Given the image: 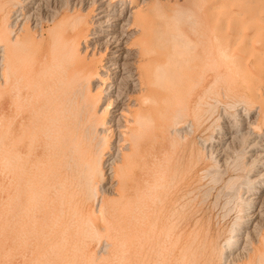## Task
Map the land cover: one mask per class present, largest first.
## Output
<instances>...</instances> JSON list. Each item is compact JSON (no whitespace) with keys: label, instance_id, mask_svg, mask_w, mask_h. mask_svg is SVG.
Returning a JSON list of instances; mask_svg holds the SVG:
<instances>
[{"label":"rangeland","instance_id":"374dc122","mask_svg":"<svg viewBox=\"0 0 264 264\" xmlns=\"http://www.w3.org/2000/svg\"><path fill=\"white\" fill-rule=\"evenodd\" d=\"M175 1H176V3L179 2L180 4L184 3L183 0H156V3H153L155 7L152 8L151 7L152 5L151 6L149 5V8L147 6L144 8L147 9L146 12H148L150 19H152V20L154 19V20L158 21V20H160L159 15H162V13L165 10L177 8L176 4L174 3ZM216 1L217 0H202V2H200L198 6L204 8L205 5L206 6L214 5V3ZM111 2H113L112 6L110 7L111 9L109 11V13H111V15H117V13H119V11L121 10L120 7L122 5H124V7H126V8H128V6L130 4L129 0H110V3ZM189 3L193 4L191 2H189ZM202 3L205 5L203 6ZM0 4H1V2H0ZM192 6L195 7V5H192ZM197 9H198V7H197ZM152 10H154V11H152ZM195 10H196V8H195ZM218 11L219 10L212 12V22L214 24H216L217 26H220V25H222L223 22H226L228 20L227 15H228L229 10H225L222 12H221V10H220V12H218ZM39 12L41 14L40 15L38 14V17L39 16L42 17L44 15L43 12H46V10L44 8L43 10H41ZM200 12H202V13H200ZM203 12L204 11H202V10H196V12H194L192 14V17H191L192 19L189 20L188 16H190V14H188L184 10H181L179 13L169 11L168 14L170 15V18L168 19V21L166 23V27H164V28L161 27L157 30L151 31L148 39L150 40L151 38L154 37V40L149 41L147 44L144 45L146 47L144 53H145V57L147 58V61H146L147 70L150 72H156V71L160 70L162 68V64L164 62V60H162V57H163L162 52H163V50L165 51V48L164 49L162 48V41L159 44L155 42V36L158 34V36H160L162 38V32H163L164 35L170 36V39L174 38L175 40L179 41V43H181L179 46V50L184 52L186 57L192 58L194 63H196V64H194L195 71H196V67H197L196 74H200L202 71L203 73H201V74L205 75V76H203L200 74L201 76L204 77L205 81L202 82L204 84L200 83L199 86L194 88V90L192 92L193 94H192L191 101L187 104H186V102L183 103V101H180L179 104L175 105V108H178V109L180 108L181 112L187 108L186 111L185 110L183 111V115H182L183 119L180 120L181 123L179 125H181V124L186 125L185 129H186L187 133H189V134L183 135V136H185L186 139H184V137L181 136L183 138H182V141L180 143L179 141L181 139L179 140L177 138L179 136L173 132V128L175 126L170 124L171 126L170 125L169 126L172 128H170V130H168L169 129V127H168L166 129L168 131L163 132L161 135L160 134L161 132H159V130H160L159 124L157 122L158 118L153 112L151 119H148V121L146 122L145 132H144L145 133V139L140 143L141 149L139 150V154L137 155V157L135 159H132L128 163L122 162L123 160H122L121 156L125 152L129 153L130 150L127 149V150L122 151L123 153L122 152L118 153L117 151H118L119 144H116L117 143V136H118L117 133L114 134V136H112L111 138H109L105 134H101L100 133V131H101V128H100L101 122L100 121L102 119L103 114L105 117V113H107L106 114V120L107 121H111V119H113V117L111 116V113L113 111L117 110L120 106H123L122 104H124L125 101L127 102V98H128L127 95L129 94V91L131 90V86L125 84L124 82L121 83L120 91H121L122 95L125 94V96L124 95L121 96L120 99H118V101L115 103V105L113 104L112 108L109 109L107 107L105 109L104 107L106 106V100H107V94L105 93L106 91H102L98 95V91H100V90L96 89V86L100 85L101 82L92 81V79H91L90 80L91 82H89V83L87 82L88 83L87 84L86 81L80 79V77L73 78V75L70 74L66 83L58 85L57 87H55L54 84L52 86L50 77L54 78V73L53 72H52V74L50 73L51 71L49 70L50 68L48 69L47 60H44L43 56L45 55L46 52L44 50L41 52L36 51V49H35L36 52L34 50H33L34 52L30 50V52L25 53L26 55H24V54L22 55V57H25V58L24 59L21 58V60L23 59V61L20 62L21 65L19 64L20 66L24 65L23 67H25V69H22L23 67L19 66V68L22 69V70L20 69V72L22 71L23 77H25L20 82V87L23 88V89L20 88V90L22 92L20 99H18L16 103H12V105H10V106L14 107V108L11 107L12 116L15 114L17 121H19L20 118L22 119V121L24 120V122L22 123V121L20 119V121H21L20 123L22 124V128L20 129L21 132H18V134H17L18 136H17V135H15V133L12 134L13 132L9 133V134L6 133L4 131V128H3V124H4L3 120L5 118V112L4 111L6 109V101H5V98L3 99V96H2V90H4V84H5V79L2 78L3 77L2 72L4 70H7V68H6L5 64L3 66L2 65L3 63L0 61L1 62L0 63V70L2 71V72L0 71L1 72L0 73V117H1V119H0V170H1L0 171V185L2 184V186H0V195H1L0 196L1 197L0 198V200H1L0 201V238H1L0 239V252H1L0 253L1 254L0 255V264H157V263L158 264H171L168 261L172 258V255H174L177 259L176 264H179V263L180 264H186L188 262L190 264H193L194 261H195L194 262L195 264H204L205 262H206L205 264H210L209 263L210 262L209 261V254H207V253H210L212 246H213V249H215V252L221 249L224 252L225 256L228 255V253H225V252H227V250L225 249V247H222L223 245L221 246V244H224V240L227 237H229V235L231 234L230 229H232L233 226H234V229H236V228H238V226L240 224L247 223L246 222L247 221L246 213L243 212L244 203H242V202L252 193L262 192V194H263V192H264V190L262 188H259L255 182L245 184V183H247V181H246L247 177L255 178L257 176V173H258V171H257L258 169L256 171H254L255 170L254 168L247 166V163H249L248 161H251L250 155H249L250 145H251L252 141H254L253 138L255 135L251 134V133L248 135L247 132H245V131L243 132V130L240 131L241 128H239L240 127L239 123L241 124V122H242L241 119H245L247 117L249 120L255 119V117L258 115V111H257L258 109L253 111L251 115L247 114L249 111L247 110L246 107H243V105H240L238 103V101H237L238 96H235L234 94H230V93L227 94L228 86H226V85L229 84V82L224 83V81H221V79L218 78L220 75L216 76L218 71H222L224 67H222L220 62L217 60V57L215 54V51H216L215 48L214 47L210 48L209 40L205 41L206 37L203 36V35H206V33H207V31H205V27L204 26L202 27V22L205 20V19L203 20V18H206V14H204ZM42 13H43V15H42ZM79 13L78 14L73 13V14H69L66 16L74 17L75 15L77 16L80 14L86 15V13H80V14ZM14 17L12 18V20L14 19ZM185 17H186V20H185ZM61 18H63V17H61ZM193 18H195V19H193ZM192 20H194L193 21L194 23L192 22ZM58 21H59V19L53 24V26H55ZM160 21H162V19ZM199 22H200V24H199L200 26L197 25ZM188 23L195 24V25H192V26H194L193 29L191 28L192 26H190L191 24H188ZM51 26L52 25H50L47 28V30L45 29L46 31H43V32H41L40 29H38L36 31L32 30L33 34H32V32L30 34L32 36H34L36 42L46 44V42L48 41V33L47 32ZM203 28H204V30H203ZM82 29L83 30L88 29L89 37L85 38L81 35L79 36L78 34H74V35H72V40H73V42L78 44L79 51L83 52L85 50V48H84L85 46L88 45L89 47H92L91 45H93V44L95 45L96 42H95V39L92 37V36H94V34H92V33L97 32V31L100 32L101 29L99 28V26H96L95 24L83 25ZM201 31H203L205 34L203 32L201 33ZM195 32H196V34H195ZM198 35L199 36L201 35L202 37L201 36L198 37ZM74 38H76V41L74 40ZM87 38H89V39H87ZM199 38H201V39H199ZM103 40H105V38H103L101 41H103ZM203 41H205V42H203ZM166 42L168 43V41H166ZM198 42H199V45H198ZM200 42H203V44L204 43L205 44L207 43V44L203 45ZM207 45L209 47H206ZM102 46L104 47L105 44L104 43L102 45L100 44L96 48L98 50L99 49L103 50L104 48ZM203 46L207 49V51ZM208 48H210L211 50ZM209 51H211V52H209ZM199 52H201V53L203 52V53L201 54ZM208 54H209V57H208ZM82 55H83V57L85 56L83 53H82ZM202 55H204V56L206 55L205 56L206 59H204V56H202ZM212 57H213V59H212ZM24 60H25V63H24ZM85 60L89 61L87 58ZM207 61H209V62H207ZM212 61L214 64H212ZM4 63H5V61H4ZM22 63H24V64L22 65ZM205 64H206V66H205ZM67 65L68 64H65L64 66L67 67ZM209 66H211V67L209 68ZM3 67H5V68H3ZM207 67H208V69H207ZM212 67H213V69H212ZM221 67H222V69H221ZM27 68H30V71H29V69L27 70ZM54 69H56V68H52V71H54ZM204 69H205L206 73L204 72ZM11 70L13 71V68ZM25 70H27V71H25ZM209 70H211V71H209ZM12 71L9 70L10 83H12V81H13L12 79H14L13 78L14 73ZM44 71H45V73H43ZM98 71H100L102 74L103 68L100 67L98 69ZM26 72H27V74H26L27 76L25 75ZM47 72H48V74H47ZM209 72H212V73H209ZM3 73L6 74V72H3ZM11 74H12V76H11ZM38 74L39 75L43 74V75H41V77L39 78V77H36V76H38ZM44 75L45 76L47 75V77L50 76V77H48L50 79H47V77L45 78ZM206 77H208V78H206ZM38 78H39V80H38ZM40 79H41V81H40ZM42 79H43V85H42ZM72 79H74V80H72ZM1 80H3V81H1ZM216 80H217V82H216ZM79 81H81V82H79ZM83 81H85V82H83ZM211 81H213L214 84ZM218 82H220V83H218ZM44 83L46 85H44ZM86 84H87V86H86ZM221 84H223V86ZM126 85H127L128 89L126 88ZM49 86H50V88H49ZM66 86H67V88H65ZM85 86L87 88H83ZM10 88L13 90L12 87H10ZM30 88H31V90H30ZM52 88H55V89H52ZM60 88H62V89L60 90ZM69 88H70V90H69ZM39 89H41L42 92L38 91ZM42 89L43 90L46 89V90H44L45 92H43ZM67 89L69 91H67ZM222 89H223V92H220V91H222ZM12 90H11L10 95L15 96V94L12 93ZM57 90H59L61 92H59ZM76 90H77V92H76L77 94H74L75 93L74 91H76ZM78 90L82 91L84 93V95H86L85 96L86 98H84V96H82L83 93L79 92ZM89 90L91 92H89ZM113 90L116 91L115 89H113ZM124 90H126V92L123 93ZM63 92H66V93H63ZM71 92H73V93H71ZM87 92H88V94H87ZM41 93H42V95H41ZM80 93H81V95H80ZM52 95H55V96L53 97ZM12 96H9V99L16 101L17 98L12 97ZM25 96L26 97L29 96L28 98L30 100L28 98H26ZM31 96H33V97H31ZM42 96H43V98H42ZM56 96H58V97H56ZM64 96H65V100H64ZM60 97H61L62 103L57 101V99L60 100ZM67 97H69V98H67ZM82 97H83V99H82ZM235 97H236V99H235ZM49 98H51L53 100H51ZM72 98H73V100H72ZM110 98L114 99V95L111 96ZM54 99L56 101H54ZM86 99H88V100H86ZM24 100H26L28 102H26ZM41 100H42V102L47 100V102L45 101L42 103ZM69 100L71 101L72 104H70ZM65 101H66V103H65ZM88 101H89V104L87 103ZM120 101H122V102H120ZM22 102L25 103L26 107L24 106V104ZM57 102L59 104H61V106ZM92 102L97 105L95 107V113L97 114V115L95 114L96 115L95 120L97 121V119H98L97 123L93 119L94 118L93 117L94 111L91 109V107L93 105ZM17 103H18L19 107L17 106ZM19 103H20V105H19ZM30 103H32L33 105ZM67 103L69 105H67ZM75 103H76V105H75ZM84 103H86L88 106ZM120 103H122V104H120ZM50 104L51 105L53 104L51 106L52 109H50L51 107H49ZM62 104H65L64 106L68 107L67 109L70 108V110H71V111H69V113H68V111L66 112L65 116L67 118L65 120L69 121L71 119V117L73 118L68 122L69 124L73 123L71 126L72 129L69 128L68 133L69 132L70 133L68 134V136H65L66 138L64 137L67 140V144H69L67 146V148L65 149V151L66 152H68V151L72 152V153H69V152L65 153V159L68 161L64 160L65 161L64 166L66 165V167H70V166L71 167L68 169L63 167V169H62V172L64 173L63 175L65 178L64 179L65 183L67 181L69 182V184H68V182L65 184L64 189H61V187H60V183H59L60 180L58 182H56L58 180V178L56 177V176H58L57 171H55V173L53 172L54 163H56L58 161L57 158H59V156H60L59 152H60V148H61V146H60L61 142H59L58 146H57V143H58V141H60V138H58V136L61 135L62 132L59 130L60 133H59V135H57L58 130L56 129L57 128L56 125L58 122L56 121V119L58 116L57 114L59 113V110H60L59 108L62 107ZM159 104L162 107V115L170 112L172 109H175V108H173L174 106L172 107L170 104H167L162 96L160 97ZM232 104H234V105H232ZM54 105H56L57 109L54 108ZM90 105H91V107H90ZM209 105L212 107H210ZM15 106H16V108H15ZM69 106H71V107H69ZM17 107L21 108L20 110L23 111L22 112V115L24 113L23 117L22 116L18 117L16 115L15 111L16 112L18 111ZM83 107H86V108H84V111H83ZM181 107H183V108H181ZM22 108L23 109L27 108L28 111H25ZM33 108H34V110H33ZM73 108L75 109V112H74V110H72ZM77 108L80 111H82V113ZM55 109L58 111V113L56 112ZM103 109H105L106 111ZM38 110L40 113L38 112ZM89 110L91 111L90 113H89ZM102 110H103V113H101ZM208 110H210V111H208ZM47 111L51 114H49ZM72 111L75 114H73ZM206 111H208V113H206ZM27 112L28 113L30 112V115L31 114L32 115L30 116ZM55 112H56V114H55ZM70 112L73 115H75L76 118H75V116H72V114ZM76 112L78 115L76 114ZM46 113H47V115H46ZM109 113H110V115H109ZM236 113H239L238 116L235 115ZM26 114H27V116H30L29 117L30 120L28 119ZM35 114H36V116H35ZM69 114H71V116ZM43 115L45 117V120H42V119H44ZM50 115H53V117L55 119L52 118ZM15 116H13L12 119H15ZM37 116H39L40 118L39 117L37 118ZM33 117H34V119H33ZM49 117H51V118H49ZM87 117H89V119ZM202 117H203V119H202ZM46 118H49V120L50 119L55 120L56 125H55V121L50 120V121H52V123H50L49 120H47ZM78 118L81 120L79 121ZM77 119L79 122L78 124L76 123ZM41 120L45 121L46 123L42 122ZM196 120L200 124H198L196 122ZM25 121H27V122H25ZM40 121H41V123H40ZM29 122H31L30 124L32 126L30 129H29V127H30ZM48 123L51 125H49ZM81 123H84V125H83L84 127L81 126L82 128L80 127ZM91 123L92 124L96 123V127L98 129L96 128V130L94 131L92 129V127L90 128L89 126L92 125ZM113 123H115V121H113ZM23 124H25V125L23 126ZM36 124H38V125H36ZM88 124H90V125H88ZM97 124H99V125H97ZM38 126H40L41 128L39 129ZM43 126H44V128L46 127L45 128L46 132L49 131L50 134H47L45 132V129L43 128ZM76 126L79 127V128H77L78 132H77V130H74V129H76ZM23 127L24 128L26 127V128L24 129ZM48 127H51V128L53 127V128L51 129ZM87 127H88V129H87ZM226 127L227 128L233 127L231 129V131H232L231 138H232V136H234V137H233V139L230 138V139L222 141L221 138H219V137H222V134L220 133V129L224 128V130H227ZM28 129L30 130V132H28L29 131ZM43 129H44V133L42 135L43 136L45 135L44 137L41 134H39L40 131L43 132L42 131ZM47 129H48V131H47ZM49 129L51 131L53 129H55V130L50 132ZM84 129L86 130V132L89 130L88 131L89 133L87 132L88 133L87 134ZM90 129H92V130L90 131ZM34 131H37L38 133L34 132ZM83 131L85 132L84 135H82ZM98 131H99V135L97 134ZM74 132H77V133H74ZM167 132H168V134H167ZM19 133L21 134V136ZM34 133H35V136H34ZM45 133L48 135V137ZM72 133L75 134V136L77 134V138H75V136ZM12 135H13V137H12ZM24 135H26V136H24ZM29 135H30L31 139L36 137V136L37 137L31 140V139H29ZM50 135H52V136H50ZM56 135H57V138H56ZM170 135H171V138L173 137V139L170 138ZM27 136H28V138H27ZM50 137L51 138L53 137V139L51 140ZM67 137H70V138L72 137L74 140L72 138L70 139ZM24 138L27 140L29 139V140L28 141L25 140V143H24ZM45 138L46 139L48 138L47 140L51 143L49 145H54V147H56V146L57 147L55 149L52 146L50 147L48 145L49 142L45 141L46 140ZM57 139H58V141H57ZM69 139L71 141H69ZM76 139L78 140V142H76L77 141ZM79 139H81V141H79ZM85 139H88V140H85ZM6 140L7 141L9 140V141L7 142ZM82 140H84V142ZM173 140H176L178 142V144H175L176 145V147L174 146L175 148L172 146L170 147V143L172 144ZM164 141H165V143H164ZM34 142H36V144ZM44 142L46 143L45 144L46 146L44 145ZM104 142H109V144H110L109 148L108 147H106V149L104 148L105 150H103ZM18 143H20V145ZM120 143L122 144V140H120ZM29 144H31V145H29ZM74 144H75V147H74ZM97 144H98V146H97ZM14 145L16 148L13 147ZM21 145H23L22 149L23 150L25 149L26 152L25 151L22 152ZM225 145H227V146H225ZM31 146H32V148H31ZM44 146H45V148H44ZM76 146H77V148H76ZM18 147H20V150L18 149ZM69 147L72 149H68ZM26 148H27V150H26ZM48 148H50V149H48ZM57 148H59L58 149L59 152H58ZM148 148H150V149H148ZM4 149H6V150H4ZM45 149L48 153L46 151H44ZM73 149H74V151H73ZM77 149L79 151H77ZM14 150L19 151V153L21 152L19 158L15 157ZM55 150H57V151H55ZM34 151H36V152H34ZM148 151H150V152H148ZM30 152H31V154H30ZM103 152L104 153L106 152L105 156L102 155ZM171 152H172V154H171ZM165 153H166V155H165ZM4 154H5V157H3ZM34 154L36 157L34 156ZM53 154H55V155H53ZM68 154H70V155H68ZM116 154H118V155H116ZM161 154H163V156ZM22 155H23V157H22ZM77 155H78V158H80V161L77 158ZM115 155L117 157V160H116V162H114V164L112 163L110 165V162L112 161L111 158L114 157ZM143 155H145V156H143ZM27 156H29V157H27ZM158 156H159V159H158ZM167 156H168V158H165ZM70 157H71V160H70ZM172 157H173V159H172ZM29 158L30 159L32 158L31 162H30ZM33 158H34V160H33ZM53 158H56V159H53ZM72 158L75 160H73ZM4 159H6V160H4ZM15 159H17V160H15ZM98 159H100V160L102 159L103 160L102 162H104V165H106L102 171V173L104 172V174H103L104 176L102 174H99L98 170H95V168L97 169V166L94 167V165ZM18 160H19V163L17 162ZM72 160L76 162V163L73 162L74 165L71 164ZM76 160L79 162H77ZM168 160H169V163H168ZM9 161H14L15 164H21V162H22L24 164V168L16 171L17 174H16V172H8L7 173L5 171L6 167L8 165H10V166L15 165V164H12L14 162H9ZM162 162H165L166 164L164 163V166H166L168 169H170V174L172 173L171 177L173 176L174 178H176V179H174V178L171 179L172 182L170 184H168V188L172 187L169 189H171L172 191H176L177 194L179 195V197H180V195L185 193L187 190L188 191L190 190V193H188L189 195L187 194L182 199L180 198L182 200L180 202L184 203L185 207H184L183 213L181 210L182 214L180 213L181 216H179V222L177 219H174V220H177L176 223L174 220H172V221L170 220V222H169V223H171V222L174 223V225L172 224V226L174 227L172 229H174V230L171 232L172 233L171 237H170L171 241L168 242L164 246L165 249L163 250V252L165 254L162 252V235H163L162 234V227L165 224V218L162 216H167L166 207L168 205V201H167V199H165V196L163 193L165 191V189L162 188V169H161L163 167ZM27 163H28V165H27ZM49 163H50V165H49ZM177 163H179V164H177ZM5 164H6V166H5ZM92 164H94V165H92ZM67 165H70V166H67ZM180 165H182V166H180ZM258 166H259V162H258V165L256 168H258ZM90 167H92V168L89 169ZM51 168H52V170H51ZM79 168H80V170H79ZM163 168H165V167H163ZM178 168H180V169H178ZM65 169H66V171H65ZM92 169H94L93 172H92ZM67 170L69 173L67 172ZM70 170L71 171L73 170L72 173ZM88 170L89 171L91 170V171L89 172ZM117 171H119V172H117ZM174 171H178L177 173L180 175L176 176V173ZM185 171H187V172H185ZM85 172H86V174H85ZM91 172H92V174H91ZM251 172H253V173H251ZM27 174H28V176H27ZM33 174L35 175V177H33ZM68 174L69 175L71 174L72 177H70ZM5 175L7 177L10 175L7 179H9L11 176L12 177L10 179H13V178H16L18 175H20L21 180L17 181L18 183L14 182V181L10 182L9 180L6 181ZM95 175H96V177H93ZM48 176H50V178ZM182 176H183V178H182ZM237 176H239L238 178L240 181H237V184H235L236 186L234 185L235 187L231 186L227 183L231 177H237ZM67 177H69V179ZM90 177L92 180V181H90L91 182L90 184H92L94 182L92 184L93 186L91 185V187L93 188L95 186L93 188L95 198L93 196H91V194H90L92 199L88 195L89 193L87 194V191L85 192L83 190L86 188L85 185L88 183ZM82 178L84 179V181ZM27 180H28V182H27ZM174 180H177V181H174ZM4 181H5V183H4ZM6 182H7L9 187L7 186ZM173 182H174V184H173ZM56 184H58L59 186ZM72 184L74 187L72 186ZM111 184L114 185V188L113 189L107 188ZM96 185H97V187H96ZM67 186H69V187H67ZM70 186H72L73 189H70V188H72ZM81 186L83 187V189ZM55 187H56V189H54ZM9 189L12 193L11 195H13V196H11L10 199L8 198V195H7V191H9ZM13 189H15V191ZM256 189H258V190L256 191ZM27 190H28V192H27ZM85 190H87V188ZM13 191H14V193H13ZM67 191H68V193H67ZM80 192L81 193L83 192V193L81 194ZM1 193L3 194V196ZM84 193H85V195L86 194L88 195L87 196L88 198L85 199L88 202H85V200H84V202L86 204V209H87L85 212L95 214V216H96L95 221L93 218L95 225L90 224V223H89L90 224L89 225L88 220L85 218V216L84 217H82L81 215L79 216V214H80V208H79L80 207L79 206L80 200L79 199H81V198L84 199V197H85L83 195ZM17 194H18V196H17ZM66 194L71 195V196H67ZM20 195H21V198H23L22 201L20 199ZM29 196H31L32 198ZM63 197H64V199H63ZM66 197H69L70 199H68ZM262 197L264 198L263 195H262ZM3 198H4V200H3ZM14 198H16V199H14ZM65 198L67 201L65 200ZM162 199H163L164 203L162 202ZM7 200H9V203H11L10 205L12 207L13 206L15 207V205L17 206L19 204L20 209H23V208L26 209V212H27L26 216L27 217L23 213H21L23 216L21 215V217H20L21 219L19 218L21 220V222L19 220L18 224H16L14 222V220L11 221L10 224H7L5 221L4 217H7L10 215L11 218H14L15 212L17 211V209L14 210L12 208L14 210L13 211L10 208L12 210L10 213L5 212V209H4L5 207H2V206H6V204L8 202ZM68 201L72 202V203H69ZM12 202H13V205H12ZM64 202H67V203H64ZM22 204H24V205H22ZM163 205H164V207H163ZM45 206H47V207H45ZM50 207H53V208H59L60 207L61 210L65 207L66 209H63V211H64L63 212L64 214L62 215L63 217L61 216L60 219L54 221V224L50 223V224H48V226L47 225H45V226L40 225L38 228H36L37 230L34 229L33 227H31L32 226L31 219L35 220V221L37 220V223H39L38 221H39L40 215L42 217L43 213L44 214L47 213V210H49ZM258 207H259V204L255 208L248 210L247 211L248 214L252 215V214L256 213V211H258ZM28 208H29V210H27ZM46 208H47V210H46ZM25 209L22 210V212H24ZM37 210H39V211H37ZM44 210H46V211H44ZM36 211H37V213H36ZM78 211H79V214L76 213ZM12 213H14V214L12 215ZM261 214L262 215L259 218L260 220H259V223L257 226V230H259L261 232L263 231V234H264V203H263V207L261 209ZM38 215H39V217H38ZM35 216H37V217H35ZM72 217H73V219H72ZM74 217L76 218L75 220H74ZM63 218H64V221L66 223H64ZM66 219H69V220H66ZM188 219L189 220L190 219L200 220V222H202V223L199 224L198 226H196L197 228L196 227H192V228L190 227V229H192V230L187 228V229L182 230V232H180V230L178 229V227L176 225H178L181 220H182L181 224H179V225H182V223ZM60 220H62V221L59 222ZM23 221H24V223H23ZM26 222H28L27 224H29V225H25ZM248 222H249V220H248ZM9 225H10V227H9ZM200 225H201V227H200V229H198ZM14 227H17V229H19V230H17ZM42 227L47 229V231ZM52 227L55 228V230L54 229L52 230ZM58 227L61 231L58 229ZM175 228H176V230H175ZM245 228H249V230H251L252 225H250V224H248L247 226L245 225ZM14 229L17 230V233H16V230H14ZM194 229L196 232L194 231ZM38 230H39V232H38ZM43 230L47 234L43 233L42 232ZM4 231H6V232H4ZM50 231H52V233ZM59 231H60V233H59ZM192 231H193V234H192ZM211 231H212V233H210ZM238 231L243 233V228L238 229ZM8 232H9L8 236H11V237L15 236L14 238L10 237V242L7 241ZM40 232H42L43 234ZM17 234H18V237H16ZM188 234H190L191 237H189L190 235H188ZM194 234H196V235H194ZM37 235H39V236H37ZM42 235L45 237H43ZM29 236L30 237L32 236V238H30ZM35 236H37V238ZM206 236H207V238H206ZM91 237H92V239H91ZM186 237H187V240H185ZM192 237H193V240H192ZM213 237H214V239H213ZM21 238H22V240H20ZM42 238L44 241H42ZM189 238H190V241H188ZM11 239H13V240H11ZM206 239H207V242H206ZM210 239H212L214 241V244L211 243ZM15 240H16V242H15ZM33 240L35 241V243H33ZM27 241H29L30 244ZM6 242H8V243H6ZM12 242H14L15 244ZM36 242H38V247H37V245H35ZM185 242H187V243H185ZM261 242L263 244L262 249L264 250V240ZM183 243L185 245L187 244V247H184L185 245ZM188 243H189V245H188ZM205 243H206V245H205ZM4 244L7 247H5ZM58 244H59V246H58ZM87 244H88V246H87ZM12 245H14V246H12ZM33 245H35L34 246L35 249L36 248H38V249L35 250L33 248ZM51 245H52L53 249L50 248ZM81 245H82V247H81ZM197 245H198V247H197ZM25 246H26V248H24ZM200 246H201V248H199ZM11 247H12V252L10 253L9 251H10ZM14 247H15V249H13ZM40 247H41V249H40ZM56 247L57 248L59 247V248L57 249ZM85 247H86V249L88 247L87 250L90 251L89 254L91 256L88 255V256H90V258L85 254V252H84L85 250H83V249H85ZM191 247H192V249H191ZM220 247H222V248H220ZM16 248H18V249L20 248L19 251ZM184 248H186V249H184ZM236 248H238V246H235L234 249H232V251H235ZM183 249L185 250V252L183 251ZM13 250H14V253H13ZM15 250L17 252H15ZM37 250H39L38 253H40V255H41L40 257H39V255L36 254ZM42 250H43V252H42ZM75 250H76V253L72 252ZM77 250L78 251L80 250V251L77 252ZM263 250H262V252L264 253ZM59 251H61V252H59ZM21 252L24 255H22ZM92 252H94V253H92ZM218 252H216V254H218ZM17 253H18V255L19 254L20 255L18 256ZM57 253H58V255H57ZM66 253H67V256H65ZM168 253H170V255ZM63 254H65L64 257H63ZM196 254H200V255H196ZM26 255H27V257L24 258V256H26ZM35 255H37V257H35ZM69 255H71V256H69ZM72 255H74V256H72ZM85 255L87 256L86 258H85ZM92 255H95L97 257L95 258ZM163 255H166L167 257L163 256ZM178 255H180V256H178ZM184 255H185V257L186 256H190V257H186V258L183 257V258H185L184 260L182 258H179V257H182ZM2 257H3V259H2ZM65 257H66V259H64ZM23 258H24V260H23ZM35 258H37V259H35ZM55 258H57V259H55ZM195 258H196V260H194ZM202 258H203V260H201ZM13 260H15V262H13ZM226 261H227L226 259H221L220 257H215L213 264H227ZM247 261L248 260H245V259H241V260L239 259V261H237V263H235V264H246ZM253 262H254V260H253ZM228 264H232V263H228Z\"/></svg>","mask_w":264,"mask_h":264},{"label":"bare ground","instance_id":"6f19581e","mask_svg":"<svg viewBox=\"0 0 264 264\" xmlns=\"http://www.w3.org/2000/svg\"><path fill=\"white\" fill-rule=\"evenodd\" d=\"M184 3L180 4L179 2L176 3V1L174 2L176 4V7L177 8H172V9H167L165 10L162 15H159L160 16V20L162 19V21L158 20H152L150 19L149 17V14L148 12H146L147 9H145L144 7H148L149 8V5L153 8L155 7L153 3H156V0H129V6L128 8L124 7V5H122L120 8L121 10L119 11V13H117V15H111V13H109L110 11V7L112 6L113 2L110 3V0H0L1 4H0V61L3 63L2 65L6 66L7 70H4L3 72H6V74H4L2 72V78L5 79V84H4V90H2V96H3V99L5 98V101H6V109H5V118H4V124H3V128H4V131L6 133H12L15 135L18 134V132H21V128H22V124L20 123L22 121H17V118L15 116V114L13 116H15V119H12V109L11 107L13 106H10L12 105V103H16L18 99H20V96H21V90L20 88V82L25 78L23 77V74H22V71L20 72V69L19 66L21 65V61H23V59L25 57H22V55H26L25 53L26 52H30L31 51H45V55L43 56L44 57V60H47V65H48V69L51 71L50 73L52 74V72L54 73V78L48 76L51 78V83H52V86L53 84L55 85V87H57L58 85H61V84H64L67 82V79L69 78L70 74L73 75V78H76V77H80V79L82 80H85L86 83L88 82H91L90 80L92 79V81H99L101 82L100 85H97L96 86V89L97 90H100L98 91V95L102 92V91H106L105 93L107 94V100H106V106L104 107L105 109L108 107L109 109L112 108L113 104L115 105V103L118 101V99H120L121 96H125V94L122 95L121 91H120V87H121V83H125L129 86H131V90L129 91V94L127 95L128 98H127V102L125 101L124 104H122L123 106H120L117 110L113 111L111 113V116L113 117V119H111V121H107L106 120V114L105 113V117H104V114L102 116V119H101V131L100 133L101 134H105L107 135L109 138H111L112 136H114V134L117 133V143L116 144H119V147H118V153H121L122 151L124 150H127L129 149V153L125 152L121 157H122V162L124 163H128L129 161H131L132 159H135L137 157V155L139 154V150L141 149L140 148V143L145 139V125H146V122L148 121V119H151V116H152V113L154 112V114L157 116L158 118V124H159V132H161L160 134L162 135L163 132L165 131H168L170 130V127L172 124L173 126H175L173 128V132L178 135L179 137H177L181 143L182 141V138L185 136L183 135H187L189 133H187L186 131V125H179L181 122L180 120L183 119L182 118V115H183V111L186 109H184L182 112L180 110V108H175V105L179 104L180 101H183V103L186 102L189 103L191 101V98H192V92L194 90V88H196L197 86H199L200 83L204 82V77L205 75L201 74L203 73L201 71V76L200 74H196V71H197V67H196V71H195V66L194 64V61L192 58H188L186 57V55L184 54V52L180 51L179 50V46L181 43H179V41L175 40L174 38L170 39V36L168 35H164V33L162 32V38L160 36H158V34L155 36V42L156 43H161L162 41V48L164 49L165 48V51L163 50V54H162V60H164L163 64H162V68L156 72H150L147 70V65H146V61H147V58L145 57V49L146 47L144 46L145 44H147L149 41H153L154 40V37L151 38L150 40L148 39L149 36H150V33L151 31H154V30H157L159 28H164L166 27V23L168 21V19L170 18V15L168 14L169 11L171 12H176V13H179L181 10H184L186 11L188 14H190V16H188L189 20H191L192 18V14L194 12H196V10H202L204 11L203 13L206 14V18H203V22H202V27L204 26L205 27V31H207L206 35H203L204 37H206L205 41L209 40V45H210V48L211 47H214L215 48V54H216V57H217V60L220 62L221 66L224 67L222 71H218L217 75H220L218 78L221 79V81H224V83L226 82H229V84H227L226 86H228V93L230 94H234L235 96H238V103L240 105H243V107H246L247 110L249 111L247 114H252L253 111L257 110L258 111V115L255 117V119L253 120H249L248 117L245 118V119H241V124L239 123L240 127V131L243 130V132H247L248 135L251 133V134H254V141H252L251 145H250V159L251 161H248L249 163H247V166H250L251 168H254L256 171H258L257 173V176L255 178H252V177H247L246 181L247 183L245 184H248V183H251V182H255L257 184V186L259 188H262L264 190V0H217L214 5H210V6H206L205 4H203V6L205 5V7H200L198 6L200 2H202V0H183ZM189 2L193 3V4H190ZM191 5V6H190ZM192 5H195V7H193ZM198 7V9H197ZM45 8L46 12H43L42 13V17H38V14L40 15L41 13L39 11L43 10ZM196 8V10H195ZM216 10H219L218 12H221L222 11H225V10H229L228 12V20L226 22H223L222 25L220 26H217L216 24H214L212 22V12L213 11H216ZM154 11V10H152ZM86 13V15H81L80 13ZM73 13H79L80 15H75L74 17H70V16H66V15H69V14H73ZM202 13V12H200ZM199 13V14H200ZM216 13V12H215ZM198 14V13H197ZM16 15V16H15ZM15 16V17H14ZM14 17V19L12 20V18ZM63 17V18H61ZM126 17V18H125ZM61 18V19H60ZM59 19V21L57 22V24L55 26H53V24ZM195 19V18H193ZM184 20V19H183ZM185 20H186V17H185ZM194 20H192L193 22ZM198 22V21H197ZM194 23V22H193ZM90 24H95L96 26H99V28L101 29L100 32H94L92 34H94V36H92L94 39H95V45H91L92 47H89L88 45L85 46V50L82 52V51H79V47H78V44L73 42L72 40V35L74 34H78L79 36H83V37H89V34H88V29L86 30H83L82 27L83 25H90ZM188 24H191V23H188ZM200 22L197 24L199 25ZM52 25L50 27V29L48 30V41L46 42V44H42V43H39V42H36L34 36H32L30 33L32 32V30L36 31L38 29L41 30V32L43 31H46L47 28ZM192 25H195V24H191L190 26ZM196 25V26H197ZM200 26V25H199ZM88 27V26H87ZM194 26H192L191 28L193 29ZM46 29V30H45ZM204 30V28H203ZM192 31V30H191ZM194 32V31H193ZM203 31H201L202 33ZM204 33V32H203ZM33 34V32H32ZM196 34V32H195ZM205 34V33H204ZM36 35V34H35ZM39 35V34H38ZM42 35V34H41ZM40 35V36H41ZM153 36V35H152ZM151 36V37H152ZM193 36V35H192ZM201 36V35H200ZM198 35V37H200ZM47 37V36H46ZM75 37V36H74ZM202 37V36H201ZM203 37V38H204ZM77 38V37H76ZM76 38H74V40L76 41ZM80 38V37H79ZM103 38H105V40L101 41ZM89 39V38H87ZM192 39V38H191ZM201 39V38H199ZM41 41V40H40ZM79 41V40H78ZM168 41V43L166 42ZM203 41V42H205ZM166 42V43H165ZM203 42H200L203 44ZM105 44V46L103 47L104 49L102 50H98L96 47L99 46L100 44ZM205 44V43H204ZM203 44V45H204ZM207 44V43H206ZM205 44V45H206ZM198 45H199V42H198ZM201 46V45H200ZM101 47V48H102ZM204 47V46H203ZM206 47H209L208 45ZM205 48V47H204ZM208 48V49H210ZM206 49V48H205ZM211 50V49H210ZM33 51V52H34ZM35 51V52H36ZM202 51V50H201ZM204 51V50H203ZM207 51V49H206ZM211 52V51H209ZM82 53L86 56L83 57ZM201 53V52H199ZM203 53V52H202ZM201 53V54H202ZM87 54V55H86ZM205 54V53H204ZM207 54V53H206ZM204 56V55H202ZM206 56V55H205ZM204 56V59H206ZM208 57H209V54H208ZM215 57V58H216ZM21 58H23L21 60ZM48 58V59H47ZM88 59L89 61H86L85 59ZM213 59V57H212ZM211 59V60H212ZM199 60V59H198ZM203 60V59H202ZM201 60V61H202ZM5 61V63H4ZM105 61V62H104ZM204 61V60H203ZM214 61V60H213ZM212 61V64H214ZM0 62V63H1ZM206 62V61H205ZM209 62V61H207ZM24 63H25V60H24ZM22 63V65L24 64ZM20 64V65H19ZM27 64V63H26ZM65 64H68L67 67L64 66ZM204 64V63H203ZM207 64V63H206ZM205 64V66H206ZM211 64V63H210ZM211 64V65H212ZM218 64V63H217ZM198 65V64H197ZM24 66V65H23ZM23 66H20V67H23ZM213 66V65H212ZM102 67L103 68V73L101 74L100 71H98V69ZM211 66H209L210 68ZM221 67V69H222ZM5 68V67H3ZM13 68V71L11 70ZM52 68H56L54 69V71H52ZM215 68V67H214ZM22 69H25V67H23ZM21 69V70H22ZM29 69L30 71V68H27V70ZM206 69V68H205ZM204 69V72L206 73ZM208 69V67H207ZM206 69V70H207ZM213 69V67H212ZM9 70L12 71L14 73V76L12 79V83H10V73H9ZM25 70V71H27ZM202 70V69H201ZM219 70V69H218ZM28 71V72H29ZM199 71V70H198ZM208 71V70H207ZM211 71V70H209ZM217 71V70H216ZM215 71V72H216ZM0 72V73H1ZM221 72V73H220ZM45 73V71L43 72ZM208 73V72H207ZM209 73H212V72H209ZM27 74V72L25 73V75ZM48 74V72H47ZM50 74V75H51ZM43 75V74H41ZM41 75L38 74V76L36 77H41ZM12 76V74H11ZM27 76V75H26ZM45 76V75H44ZM47 77V75L45 76V78ZM47 79H50L48 78ZM38 78V80H39ZM72 78V77H71ZM208 78V77H206ZM214 78V77H213ZM215 79V78H214ZM45 80V79H44ZM71 80V79H70ZM69 80V81H70ZM74 80V79H72ZM3 81V80H1ZM26 81V80H25ZM41 81V79H40ZM48 81V80H47ZM50 81V80H49ZM83 81V82H85ZM220 81V80H219ZM45 82V81H44ZM71 82V81H70ZM81 82V81H79ZM78 82V83H79ZM213 82V81H211ZM217 82V80H216ZM25 83V82H24ZM46 83V82H45ZM44 83V85H46ZM50 83V82H49ZM87 83V84H88ZM220 83V82H218ZM28 84V83H27ZM48 84V83H47ZM69 84V83H68ZM73 84V83H72ZM77 84V83H76ZM82 84V83H81ZM86 84V86H87ZM124 84V85H125ZM204 84V83H202ZM214 84V82H213ZM42 85H43V79H42ZM66 85V84H65ZM127 85H126V88H127ZM223 86V84H221ZM30 86V85H29ZM33 86V85H32ZM40 86V85H39ZM72 86V85H71ZM77 86V85H76ZM83 86V85H82ZM83 87V88H87V87ZM12 87L13 90L10 88ZM38 87V86H37ZM64 87V86H63ZM212 87V86H211ZM41 88V87H40ZM43 88V87H42ZM50 88V86H49ZM67 88V86L65 87ZM125 88V89H126ZM226 88V87H225ZM12 90V93L15 94V96H12L10 95L11 93V90ZM23 89V88H22ZM38 89V88H37ZM47 89V88H46ZM44 89V90H46ZM52 89H55V88H52ZM62 88H60L61 90ZM80 89V88H79ZM82 89V88H81ZM113 89H115L116 91H114ZM128 89V88H127ZM206 89V88H205ZM221 89V88H220ZM219 89V90H220ZM224 89V88H223ZM223 89L222 91L220 92H223ZM25 90V89H24ZM29 90V89H28ZM31 90V88H30ZM36 90V89H35ZM34 90V91H35ZM43 90V89H42ZM43 90V92H45ZM48 90V89H47ZM65 90V89H64ZM70 90V88H69ZM67 89V91H69ZM225 90V89H224ZM38 91H41V89H39ZM52 91V90H51ZM59 91V90H57ZM66 91V90H65ZM79 92H82L80 90H78ZM27 92V91H26ZM42 92V91H41ZM61 92V91H59ZM58 92V93H59ZM75 93L74 94H77V90L74 91ZM89 92H91L89 90ZM120 92V93H119ZM126 92V90L123 91V93ZM219 92V91H218ZM25 93V92H24ZM40 93V92H39ZM63 93H66V92H63ZM73 93V92H71ZM83 93V92H82ZM93 93V92H92ZM225 93V92H224ZM49 94V93H48ZM47 94V95H48ZM53 94V93H52ZM60 94V93H59ZM62 94V93H61ZM68 94V93H67ZM88 94V92H87ZM221 94V93H220ZM26 95V94H25ZM35 95V94H34ZM42 95V93H41ZM46 95V94H45ZM44 95V96H45ZM66 95V94H65ZM73 95V94H72ZM71 95V96H72ZM81 95V93H80ZM114 95V99H111L110 97ZM222 95V94H221ZM225 95V94H224ZM223 95V96H224ZM233 95V96H234ZM9 96H12V97H16V101L14 100H10L9 99ZM23 96V95H22ZM53 97L55 95H52ZM62 96V95H61ZM69 96V95H68ZM84 98H86L83 93ZM92 96V95H91ZM163 97L165 102L167 104H170L173 108L175 109H170L168 113L166 114H163L162 115V107L161 105L159 104V100H160V97ZM232 96V97H233ZM26 97V96H25ZM29 97V96H28ZM26 97V98H28ZM33 97V96H31ZM51 97V96H50ZM58 97V96H56ZM55 97V98H56ZM73 97V96H72ZM78 97V96H77ZM76 97V98H77ZM94 97V96H93ZM203 97V96H202ZM23 98V97H22ZM21 98V99H22ZM25 98V99H26ZM43 98V96H42ZM52 98V97H51ZM49 98V99H51ZM69 98V97H67ZM74 98V97H73ZM72 98V100H73ZM81 98V97H80ZM125 98V99H126ZM234 98V97H233ZM12 99V98H11ZM15 99V98H14ZM24 99V98H23ZM29 99V98H28ZM27 99V100H28ZM32 99V98H31ZM45 99V98H44ZM83 99V97H82ZM92 99V98H91ZM236 99V97H235ZM30 100V99H29ZM28 100V101H29ZM43 100V99H42ZM41 100V102H42ZM53 100V99H51ZM64 100H65V96H64ZM76 100V99H75ZM88 100V99H86ZM209 100V99H208ZM26 101V100H24ZM23 101V102H24ZM26 101V102H28ZM47 102V100H45ZM43 101V102H45ZM54 101H56L54 99ZM58 102H61L62 103V100H61V97H60V100L57 99ZM67 101V100H66ZM65 101V103H66ZM81 101V100H80ZM79 101V102H80ZM124 101V100H123ZM212 101V100H211ZM20 102V101H19ZM22 102V103H23ZM40 102V103H41ZM42 102V103H43ZM51 102V101H50ZM57 102V103H58ZM64 102V101H63ZM68 102V101H67ZM70 104L71 101L69 100ZM85 102V101H84ZM122 102V101H120ZM21 103V104H22ZM41 103V104H42ZM53 103V102H52ZM89 104V101L87 102ZM93 103V102H92ZM182 103V104H183ZM237 103V104H238ZM24 106L26 107L25 103H23ZM32 104V103H30ZM40 104V105H41ZM59 104V103H58ZM86 104V103H84ZM83 104V105H84ZM91 104V103H90ZM185 104V105H186ZM199 104V103H198ZM218 104V103H217ZM20 105V103H19ZM33 105V104H32ZM46 105V104H45ZM53 105V104H52ZM51 104L49 105V107L52 106ZM61 106V104H59ZM58 105V106H59ZM65 104H62V107L58 108L59 110V113L58 111L56 110V105H54V108H56V112L58 113L57 115V119L56 121L58 122L57 125H56V121L55 120H52V121H55V125H56V129L58 130V134L60 133V131L62 132L61 135L58 136V138H60V141H58L57 143V146L59 145V142L60 143V152H59V148H57L58 152L60 153V156L58 159V161L56 163H54V170L53 172L55 173V171H57V174L58 176H56L58 178V180L56 182H58L60 180V187L61 189H64L65 187V184L68 182L65 183L64 181V173L62 172V169L63 167H65L66 169L70 168L71 166L70 165H67V166H70V167H66V165L64 166L65 164V153H68L65 151V149L67 148V146L69 144H67V140L65 139L66 137L65 136H68V129L71 128L72 124H69L68 122L73 119L71 117V119L68 121V120H65L67 117L65 116L66 112L68 111H71L70 108L67 109L68 107L64 106ZM67 105H69L67 103ZM76 105V103H75ZM80 105V104H79ZM78 105V106H79ZM87 105V104H86ZM204 105V104H203ZM207 105V104H206ZM234 105V104H232ZM17 106H18V103H17ZM30 106V105H29ZM28 106V107H29ZM85 106V105H84ZM88 106V105H87ZM97 105L95 103H93L91 109L94 111V115H93V119L95 120L96 119V113H95V107ZM197 106V105H196ZM199 106V105H198ZM201 106V105H200ZM210 106V105H209ZM230 106V105H229ZM19 107V106H18ZM18 111L16 113V115L19 117H23L22 115V112L20 109L21 108H18ZM27 107V108H28ZM45 107V106H44ZM48 107V108H49ZM71 107V106H69ZM77 107V106H76ZM80 107V106H79ZM118 107V106H117ZM186 107V106H185ZM205 107V106H204ZM212 107V106H210ZM227 107V106H226ZM231 107V106H230ZM234 107V106H233ZM14 108V107H13ZM16 108V106H15ZM26 109H23L25 111H28ZM39 108V107H38ZM42 108V107H41ZM84 108L86 107H83V111H84ZM183 108V107H181ZM197 108V107H196ZM52 109V107L50 108ZM49 109V110H50ZM78 109V108H77ZM82 109V108H81ZM103 109V110H105ZM191 109V108H190ZM209 109V108H208ZM34 110V108H33ZM36 110V109H35ZM48 110V109H47ZM54 110V111H55ZM72 110H74L75 112V109L73 108ZM79 110V109H78ZM88 110V109H87ZM103 110L101 113H103ZM199 110V109H198ZM207 110V109H206ZM14 111V110H13ZM37 111V110H36ZM42 111V110H41ZM52 111V110H51ZM50 111V112H51ZM80 111V110H79ZM86 111V110H85ZM106 111V110H105ZM117 111V112H116ZM210 111V110H208ZM208 111H206V113H208ZM256 111V112H257ZM3 112V111H2ZM39 112V110H38ZM37 112V113H38ZM48 112V111H47ZM55 112V114H56ZM78 112V111H77ZM76 112V114H77ZM82 113V111H80ZM91 111L89 110V113ZM215 112V111H214ZM14 113V112H13ZM28 113V112H27ZM40 113V112H39ZM38 113V114H39ZM49 113V112H48ZM71 113V112H70ZM73 113V111H72ZM71 113V114H72ZM92 113V114H93ZM203 113V112H202ZM4 114V113H3ZM30 115V112L28 113ZM37 114V115H38ZM51 114V113H49ZM54 114V113H53ZM54 114V115H55ZM71 114H69L71 116ZM75 114V113H73ZM72 116H75L73 115ZM96 114V115H95ZM187 114V113H186ZM239 113H236L235 115L238 116ZM32 115V114H31ZM30 115V116H31ZM42 115V114H41ZM40 115V116H41ZM47 115V113H46ZM78 115V114H77ZM100 115V114H99ZM110 115V113H109ZM3 116V115H2ZM27 116V114H26ZM30 116H27L28 119ZM36 116V114H35ZM34 116V117H35ZM52 118L53 115H50ZM56 116V115H55ZM68 116V115H67ZM198 116V115H197ZM204 116V115H203ZM33 117V119H34ZM39 116H37L38 118ZM44 117V115H43ZM49 117V118H51ZM98 117V116H97ZM40 118V117H39ZM42 118V117H41ZM49 118H46L47 120H49ZM70 118V117H69ZM76 118V116H75ZM80 118V117H79ZM78 118V119H79ZM86 118V117H85ZM89 119V117H87ZM195 118V117H194ZM1 119V117H0ZM25 119V118H24ZM55 119V118H54ZM78 119H77V124L79 123L78 122ZM84 119V118H83ZM100 119V118H99ZM203 119V117H202ZM201 119V120H202ZM26 120V119H25ZM30 120V119H29ZM42 120H45V117L44 119ZM41 120V121H42ZM50 123H52V121H50ZM76 120V119H75ZM74 120V121H75ZM81 119H79L80 121ZM85 120V119H84ZM87 120V119H86ZM91 120V119H90ZM33 121V120H32ZM40 121V123H41ZM92 121V120H91ZM90 121V122H91ZM96 121V120H95ZM98 121V119H97ZM96 121V123H97ZM113 121H115V123H113ZM200 121V120H199ZM24 122V120L22 121V123ZM27 122V121H25ZM35 122V121H34ZM39 122V121H38ZM37 122V123H38ZM42 122H45V121H42ZM84 122V121H83ZM94 122V121H93ZM197 122V120H196ZM31 122H29L30 124ZM46 123V122H45ZM54 123V122H53ZM85 123V122H84ZM84 123H81L80 124V127H84ZM87 123V122H86ZM89 123V122H88ZM96 123L95 124H88L90 125L89 127L95 131L96 130ZM185 123V122H184ZM198 123V122H197ZM27 124V123H26ZM39 124V123H38ZM36 124V125H38ZM49 124V123H48ZM75 124V123H74ZM200 124V123H198ZM25 124H23L24 126ZM40 125V124H39ZM51 125V124H49ZM48 125V126H49ZM53 125V124H52ZM99 125V124H97ZM170 125V126H169ZM238 125V126H239ZM29 126V125H28ZM46 126V125H45ZM54 126V125H53ZM158 126V125H157ZM237 126V127H238ZM31 124H30V127L29 129L31 128ZM39 129L41 128L40 126H38ZM81 127V128H82ZM147 127V126H146ZM169 127L168 130H166L167 128ZM24 128V127H23ZM26 128V127H25ZM24 128V129H25ZM44 128V126H43ZM46 128V127H45ZM44 128V129H45ZM48 128H51V127H48ZM53 128V127H52ZM51 128V129H52ZM77 128H79L78 126H76V129L74 130H77ZM158 128V127H157ZM233 128V127H232ZM232 128H227V130H224V128L220 129V133L222 134V137H219L221 138V140H227V139H230L231 138V134H232V131L231 129ZM28 129V130H29ZM44 129L42 130L43 132L40 131L39 134H43L44 133ZM72 129V128H71ZM88 129V127H87ZM90 129V131L92 130ZM98 129V128H97ZM34 130V129H33ZM50 130V129H49ZM55 130V129H53ZM52 130V131H53ZM56 130V131H57ZM60 130V131H59ZM80 130V129H79ZM83 130V129H82ZM81 130V131H82ZM85 130V129H84ZM100 130V129H99ZM158 130V129H157ZM3 131V130H2ZM48 131V129H47ZM50 130V132H52ZM71 131V130H70ZM73 131V130H72ZM89 131V130H88ZM87 131V132H88ZM30 132V130L28 131ZM34 132H37V131H34ZM45 132H46V129H45ZM78 132V130H77ZM77 132H74V133H77ZM86 132V130H85ZM83 131V134L85 133ZM86 132V133H87ZM158 132V133H159ZM38 133V132H37ZM47 134H50L49 131L46 132ZM45 133V134H46ZM89 133V132H88ZM87 133V134H88ZM95 133V132H94ZM171 133V132H170ZM173 133V134H174ZM219 133V134H220ZM5 134V133H4ZM20 134V133H19ZM27 134V133H26ZM46 134V135H47ZM73 134V133H72ZM91 134V133H90ZM96 134V133H95ZM99 135V131L97 133ZM100 134V135H101ZM148 134V133H147ZM166 134V133H165ZM168 134V132H167ZM172 134V133H171ZM38 135V134H37ZM54 135V134H53ZM57 135H56V138H57ZM75 136V134H73ZM72 135V136H73ZM79 135V134H78ZM86 135V134H85ZM158 135V134H157ZM156 135V136H157ZM18 136V135H17ZM21 136V134H20ZM26 136V135H24ZM32 136V135H31ZM34 136H35V133H34ZM43 136V135H42ZM41 136V137H42ZM45 136V135H44ZM43 136V137H44ZM52 136V135H50ZM73 136V137H74ZM81 136V135H80ZM88 136V135H87ZM155 136V137H156ZM159 136V135H158ZM183 136V137H181ZM11 137V136H10ZM13 137V135H12ZM16 137V136H15ZM37 137V136H36ZM34 137V138H36ZM40 137V138H41ZM42 137V138H43ZM48 137V135H47ZM65 137V138H64ZM86 137V136H85ZM100 137V136H99ZM105 137V136H104ZM168 137V136H167ZM181 137V138H180ZM234 136H232L231 139H233ZM8 138V137H7ZM28 138V136H27ZM32 138V139H34ZM39 138V139H40ZM67 138H70V137H67ZM72 138V137H71ZM70 138V139H71ZM75 138H77V134L75 136ZM80 138V137H79ZM83 138V137H82ZM96 138V137H95ZM166 138V137H165ZM170 138H171V135H170ZM29 139L30 138V135H29ZM28 139V140H29ZM31 139V140H32ZM46 139V138H45ZM44 139V140H45ZM48 139V138H47ZM45 140V141H48V140ZM50 139L52 140L53 137ZM55 139V138H54ZM69 139V141H71ZM73 139V138H72ZM173 139V137L171 138ZM176 139V138H175ZM25 140L28 141L27 139L24 138V143H25ZM30 140V141H31ZM41 140V139H40ZM74 140V139H73ZM77 140V139H76ZM75 140V141H76ZM85 140H88V139H85ZM98 140V139H97ZM120 140H122V144L120 143ZM160 140V139H159ZM7 141V140H6ZM9 141V140H8ZM7 141V142H8ZM15 141V140H14ZM21 141V140H20ZM43 141V140H42ZM74 141V142H75ZM79 141H81V139H79ZM84 142V140H82ZM99 141V140H98ZM171 141V140H170ZM184 141V140H183ZM5 142V141H4ZM19 142V141H18ZM33 142V141H32ZM49 142V141H48ZM47 142V143H48ZM53 142V141H52ZM78 142V140L76 141ZM87 142V141H86ZM168 142V141H167ZM17 143V142H16ZM23 143V144H24ZM36 144V142H34ZM39 143V142H38ZM56 143V142H55ZM54 143V144H55ZM71 143V142H70ZM100 143V142H99ZM165 143V141H164ZM20 145V143H18ZM34 144V145H35ZM42 144V143H41ZM46 143L44 142V145ZM51 144L50 142L48 143V145ZM76 144V143H75ZM75 144H74V147H75ZM175 144H178V142L176 140H173L172 144L170 143V147H176ZM4 145V144H3ZM11 145V144H10ZM16 145V144H15ZM15 145L13 147H15ZM31 145V144H29ZM109 142H104V147H103V150L106 149V147L109 148ZM155 145V144H154ZM161 145V144H160ZM22 146L21 145V149H22ZM28 146V145H27ZM46 146V145H45ZM44 146V148H45ZM50 147H54V145H49ZM56 146V147H57ZM72 146V145H71ZM98 146V144H97ZM157 146V145H156ZM227 146V145H225ZM4 147V146H3ZM30 147V146H29ZM39 147V146H38ZM48 147V146H47ZM54 147V149L56 148ZM81 147V146H80ZM149 147V146H148ZM151 147V146H150ZM174 147V148H175ZM7 148V147H6ZM16 148V147H15ZM28 148V147H27ZM26 148V150H27ZM32 148V146H31ZM77 148V146H76ZM105 148V149H104ZM143 148V147H142ZM153 148V147H152ZM220 148V147H219ZM218 148V149H219ZM249 148V147H248ZM9 149V148H8ZM18 149L20 150V147H18ZM50 149V148H48ZM53 149V150H54ZM68 149H72V148H68ZM116 149V148H115ZM150 149V148H148ZM172 149V148H171ZM6 150V149H4ZM55 150V151H57ZM76 150V149H75ZM97 150V149H96ZM99 150V149H98ZM165 150V149H164ZM168 150V149H167ZM13 151V150H12ZM25 151V149L23 150L22 149V152ZM37 151V150H36ZM34 151V152H36ZM46 151V149L44 150ZM43 151V152H44ZM50 151V150H49ZM52 151V150H51ZM74 151V149H73ZM77 151H79L77 149ZM76 151V152H77ZM101 151V150H100ZM157 151V150H156ZM160 151V150H159ZM9 152V151H8ZM26 152V151H25ZM47 152V151H46ZM45 152V153H46ZM54 152V151H53ZM150 152V151H148ZM14 153H15V157H18L20 156V153L19 151H16L14 150ZM29 153V152H28ZM48 153V152H47ZM50 153V152H49ZM69 153H72V152H69ZM74 153V152H73ZM106 153V152H105ZM105 153L103 152L102 155L105 156ZM123 153V152H122ZM146 153V152H145ZM175 153V152H174ZM31 154V152H30ZM58 154V153H57ZM77 154V153H76ZM79 154V153H78ZM95 154V153H94ZM157 154V153H156ZM172 154V152H171ZM26 155V154H25ZM39 155V154H38ZM43 155V154H42ZM55 155V154H53ZM52 155V156H53ZM70 155V154H68ZM74 155V154H73ZM118 155V154H116ZM116 155L114 157H112V161L110 162V165L114 162H116L117 160V157ZM121 155V154H120ZM163 156V154H161ZM166 155V153H165ZM35 156V154H34ZM45 156V155H44ZM47 156V155H46ZM50 156V155H49ZM80 156V155H79ZM100 156V155H99ZM102 156V157H103ZM145 156V155H143ZM152 156V155H151ZM173 156V155H172ZM216 156V155H215ZM3 157H5V154L3 155ZM9 157V156H8ZM7 157V158H8ZM23 157V155H22ZM29 157V156H27ZM31 157V156H30ZM33 157V156H32ZM36 157V156H35ZM57 157V156H56ZM74 157V156H73ZM94 157V156H93ZM101 157V158H102ZM170 157V156H169ZM11 158V157H10ZM17 158V159H18ZM69 158V157H68ZM76 158V157H75ZM77 158H78V155H77ZM90 158V157H89ZM165 158H168L165 157ZM178 158V157H177ZM241 158V157H240ZM15 159V160H17ZM30 159V158H29ZM53 159H56V158H53ZM73 159V158H72ZM79 161H80V158H78ZM77 159V160H78ZM94 159V158H93ZM155 159V158H154ZM158 159H159V156H158ZM164 159V158H163ZM173 159V157H172ZM171 159V160H172ZM6 160V159H4ZM12 160V159H11ZM14 160V161H15ZM27 160V159H26ZM32 158L30 159V162H31ZM34 160V158H33ZM70 160H71V157H70ZM75 160V159H73ZM72 160V165L73 161ZM76 160V161H77ZM88 160V159H87ZM91 160V159H90ZM145 160V159H144ZM237 160V159H236ZM241 160V159H240ZM14 161H9V162H14ZM68 161V160H66ZM77 161V162H79ZM103 160L101 159H98L97 162L92 165H94V167L97 166V169L95 168V170H98L99 174H104V172L102 173L103 169L105 168L106 165H104V162H102ZM164 161V160H163ZM166 161V160H165ZM179 161V160H178ZM19 163V160L17 161ZM70 162V161H69ZM160 162V161H159ZM158 162V163H159ZM175 162V161H174ZM258 162H259V166L258 168L257 165H258ZM8 163V162H7ZM25 163V162H24ZM44 163V162H43ZM76 163V162H75ZM88 163V162H87ZM163 163V167L165 168H161L162 169V188L165 189V191L163 192L164 193V196H165V199H167L168 201V205L166 207L167 209V216H162L165 218V224L163 225L162 227V252L163 250L165 249L164 246L170 242V237H171V232L174 230L172 228H174L172 226V224L174 225L173 222L169 223L170 220H174V219H177L178 222H179V216L180 213H181V210H182V213H183V210H184V207H185V204L180 202L182 201L181 199L183 197H185L188 193H190V190L188 191H184L185 193H183L182 195H179L177 194L176 191H172L171 189L169 188H172V187H169L168 188V184H170L172 181L171 179L174 178L173 176L171 177V174H170V169H168L166 166H164V163L165 162H162ZM168 163H169V160H168ZM12 164H15L12 163ZM30 164V163H29ZM78 164V163H77ZM81 164V163H80ZM166 164V163H165ZM179 164V163H177ZM176 164V165H177ZM28 165V163H27ZM35 165V164H34ZM50 165V163H49ZM76 165V164H75ZM91 165V166H92ZM158 165V164H157ZM170 165V164H169ZM172 165V164H171ZM221 165V164H220ZM6 166V164H5ZM31 166V165H30ZM120 166V165H119ZM122 166V165H121ZM182 166V165H180ZM189 166V165H188ZM29 167V166H28ZM74 167V166H73ZM93 167V166H92ZM92 167H90L89 169H91ZM187 167V166H186ZM5 168V167H4ZM24 168V164L21 162V164H15L14 166H10L8 165L5 169V171L8 173V172H16L20 169ZM27 168V167H26ZM77 168V167H76ZM87 168V167H86ZM174 168V167H173ZM216 168V167H215ZM28 169V168H27ZM32 169V168H31ZM65 169V171H66ZM123 169V168H122ZM175 169V168H174ZM180 169V168H178ZM177 169V170H178ZM191 169V168H190ZM246 169V168H245ZM52 170V168H51ZM76 170V169H75ZM74 170V171H75ZM80 170V168H79ZM207 170V169H206ZM1 171V170H0ZM30 171V170H29ZM71 171V170H70ZM73 171V170H72ZM71 171V173H72ZM89 171V170H88ZM91 171V170H90ZM89 171V172H90ZM94 171V169H92V172ZM151 171V170H150ZM180 171V170H179ZM182 171V170H181ZM253 171V170H252ZM5 172V173H6ZM21 172V171H20ZM68 172V170H67ZM91 172V174H92ZM97 172V171H96ZM95 172V173H96ZM119 172V171H117ZM146 172V171H145ZM149 172V171H148ZM155 172V171H154ZM176 173V176L177 175H180L178 174L177 172L178 171H174ZM183 172V171H182ZM187 172V171H185ZM212 172V171H211ZM28 173V172H27ZM53 173V174H54ZM69 173V172H68ZM77 173V172H76ZM116 173V172H115ZM174 173V174H175ZM181 173V172H180ZM208 173V172H207ZM253 173V172H251ZM17 174V172H16ZM86 174V172H85ZM90 174V173H89ZM118 174V173H117ZM158 174V173H157ZM173 174V175H174ZM182 174V173H181ZM212 174V173H211ZM210 174V175H211ZM7 175V174H6ZM5 175V176H6ZM69 175V174H68ZM189 175V174H188ZM209 175V174H208ZM2 176V175H1ZM10 176V175H9ZM8 176V177H9ZM14 176V175H13ZM28 176V174H27ZM70 177L71 174L69 175ZM98 176V175H97ZM104 176V175H103ZM102 176V177H103ZM109 176V175H108ZM193 176V175H192ZM6 176V181L9 180L10 182L11 181H14V182H17L19 180H21L20 178V175H18L16 178H13V179H7L8 178ZM22 177V176H21ZM33 177H35V175L33 174ZM50 178V176H48ZM66 177V176H65ZM93 177H96L93 176ZM179 177V176H178ZM206 177V176H205ZM239 176L237 177H231L229 180H228V184L231 185V186H234L235 184H237V181H240ZM2 178V177H1ZM69 179V177H67ZM183 178V176H182ZM5 179V178H4ZM78 179V178H77ZM83 179V178H82ZM101 179V178H100ZM176 179V178H174ZM71 180V179H70ZM76 180V179H75ZM74 180V181H75ZM88 180V179H87ZM138 180V179H137ZM170 180V181H169ZM2 181V180H1ZM77 181V180H76ZM82 181V180H81ZM84 181V179H83ZM92 181L91 180V177L88 181V183L85 185V187L87 188V190L82 189L86 192L87 191V194L90 196H94V187L92 188L90 184ZM102 181V180H101ZM174 181H177V180H174ZM3 182V181H2ZM28 182V180H27ZM26 182V183H27ZM48 182V181H47ZM5 183V181H4ZM18 183V182H17ZM84 183V182H83ZM226 183V184H227ZM7 184V182H6ZM69 184V182H68ZM71 184V183H70ZM174 184V182H173ZM243 184V183H242ZM255 184V185H256ZM19 185V184H18ZM26 185V184H25ZM50 185V184H49ZM58 185V184H56ZM55 185V186H56ZM2 186V184L0 185ZM6 186V185H5ZM8 186V184H7ZM59 186V185H58ZM57 186V187H58ZM73 186V184H72ZM70 186V187H72ZM79 186V185H78ZM93 186V185H92ZM147 186V185H146ZM172 186V185H171ZM236 186V185H235ZM234 186V187H235ZM9 187V186H8ZM7 187V188H8ZM15 187V186H14ZM69 187V186H67ZM74 187V186H73ZM70 188V189H73ZM80 187V186H79ZM97 187V185H96ZM107 188H111L113 189L114 188V185H110L109 187ZM106 188V189H107ZM182 188V187H181ZM255 188V187H254ZM56 189V187L54 188ZM188 189V188H187ZM190 189V188H189ZM232 189V188H231ZM7 190V189H6ZM15 191V189H13ZM68 190V189H67ZM240 190V189H239ZM258 189H256L257 191ZM13 191V193H14ZM111 191V190H110ZM109 191V192H110ZM250 191V190H249ZM28 192V190H27ZM179 192V191H178ZM16 193V192H15ZM19 193V192H18ZM65 193V192H64ZM68 193V191H67ZM77 193V192H76ZM81 193V192H80ZM83 193V192H82ZM81 193V194H82ZM2 194V193H1ZM11 191L9 189V191H7V195H8V198L10 199L11 196ZM46 194V193H45ZM44 194V195H45ZM73 194V193H72ZM85 195V193L83 194L85 197L84 199H79L80 200V214H79V211L76 212L79 214V216L81 215L82 217L85 216V218L88 220V224H93L95 225V219H96V216L94 213H89V212H85L87 209H86V204L85 202H88L87 200H85L86 198H88L87 196L88 195ZM93 194V195H92ZM235 194V193H234ZM28 195V194H27ZM67 196H71V195H68L66 194ZM80 195V194H79ZM189 195V194H188ZM262 195L264 196V192L262 194V192H255V193H252L251 195H249L242 203H244V209H243V212L246 213V217H247V223H243V224H240L238 226V228L234 229V226L231 230V234L229 235V237H227L225 240H224V244H221L222 247H225V249L227 250V252L225 253H228V255L225 256L224 252L220 249L216 252H218V254H216L215 252V249H213V246L211 247V251L210 253H207L209 254V263L210 264H213V261L215 260V257H220L221 259H226L227 261V264L228 263H232V264H235L237 263V261H239V259H245V260H248L246 262V264H264V253L262 252V248H263V244L261 241L264 240V234H263V231H259L257 230V226H258V223H259V218L261 217V209L263 207V203H264V198L262 197ZM1 196V195H0ZM3 196V194H2ZM5 196V195H4ZM18 196V194H17ZM38 196V195H37ZM60 196V195H59ZM64 196V195H63ZM90 196V198L92 199V197ZM28 197V196H27ZM26 197V198H27ZM31 197V196H29ZM50 197V196H49ZM82 197V196H81ZM1 198V197H0ZM7 198V199H8ZM32 198V197H31ZM68 199H70L69 197H66ZM65 198V200H66ZM181 198V199H180ZM16 199V198H14ZM20 199L22 201L23 198H21V195H20ZM25 199V198H24ZM38 199V198H37ZM49 199V198H48ZM64 199V197H63ZM164 199V198H163ZM163 199H162V202H163ZM4 200V198H3ZM85 200V202H84ZM1 201V200H0ZM7 204L6 206H2V207H5V212H8L10 213L13 209L17 211L15 212V215H14V218H11V216H7V217H4L5 218V221L7 224H10L11 221L14 220V222L16 224H18V221L21 219V213H23L25 216L27 215V212H26V209L23 208V209H20V206L19 204L16 206L15 204V207L11 206L9 203V200H7ZM13 201V200H12ZM17 201V200H16ZM42 201V200H41ZM47 201V200H46ZM49 201V200H48ZM56 201V200H55ZM64 201V200H63ZM67 201V200H66ZM240 201V200H239ZM19 202V201H18ZM69 202V201H68ZM43 203V202H42ZM64 203H67V202H64ZM69 203H72V202H69ZM164 203V202H163ZM50 204V203H49ZM259 204V207H258V211H256V213L250 215L248 214V210H251L253 208H255L257 205ZM2 205V204H1ZM12 205H13V202H12ZM24 205V204H22ZM53 205V204H52ZM22 207V206H21ZM47 207V206H45ZM58 207V206H57ZM164 207V205H163ZM162 207V208H163ZM12 210H11V209ZM27 208V207H26ZM43 208V207H42ZM24 212H22V210H24ZM63 209H66L65 207ZM63 209L61 210V208H53V207H50L49 210H47V213H43V216L41 217L40 215V218H39V223H37V220H32L31 219V223H32V226L34 229L38 228L40 225L41 226H45L50 223H53L54 224V221L58 220L61 218V216L64 214L63 212ZM77 209V208H76ZM13 210V211H14ZM29 210V208L27 209ZM44 210V211H46ZM70 210V209H69ZM79 210V209H78ZM39 211V210H37ZM36 211V213H37ZM43 211V210H42ZM95 211V210H94ZM4 212V213H5ZM69 212V211H68ZM101 212V211H100ZM33 213V212H32ZM181 213V214H182ZM14 213H12L13 215ZM41 214V213H40ZM66 214V213H65ZM5 215V214H4ZM34 215V214H33ZM77 215V214H76ZM166 215V214H165ZM23 216V215H22ZM68 216V215H67ZM27 217V216H26ZM30 217V216H29ZM28 217V218H29ZM37 217V216H35ZM39 217V215H38ZM63 217V216H62ZM20 218V219H19ZM67 218V217H66ZM78 218V217H77ZM93 218H94V221H93ZM258 218V219H257ZM25 219V218H24ZM30 219V218H29ZM73 219V217H72ZM76 218L74 217V220ZM184 219V218H183ZM66 220H69V219H66ZM177 220H174L175 223ZM249 220V222H248ZM25 221V220H24ZM23 221V223H24ZM27 221V220H26ZM62 220H60L59 222H61ZM63 221H64V218H63ZM73 221V220H72ZM182 221V220H181ZM181 221L179 224H181ZM21 222V220H20ZM58 222V223H59ZM70 222V221H69ZM28 222L25 223V225H29L27 224ZM64 223H66L64 221ZM202 222H200V220H192V219H188V220H185L182 225H176L178 227V229L180 230V232H182V230L184 229H187L190 227H196L198 226L199 224H201ZM68 224V223H67ZM89 224V225H90ZM150 224V223H149ZM204 224V223H203ZM202 224V225H203ZM248 224L252 225V228L251 230H249V228H245V225L247 226ZM63 225V224H62ZM72 225V224H71ZM7 226V225H6ZM15 226V225H14ZM21 226V225H20ZM54 226V225H53ZM88 226V225H87ZM10 227V225H9ZM26 227V226H25ZM30 227V226H29ZM176 227V228H177ZM201 225L199 226L198 229H200ZM17 229V227H14ZM44 228V227H42ZM41 228V229H42ZM47 228V227H46ZM62 228V227H61ZM154 228V227H153ZM175 228V230H176ZM197 228V227H196ZM243 228V233L239 232L238 229H242ZM14 229V230H16ZM28 229V228H27ZM45 229V228H44ZM55 230V228L52 227V230ZM59 229V227H58ZM204 229V228H203ZM206 229V228H205ZM210 229V228H209ZM13 230V231H14ZM19 230V229H17ZM17 230H16V233H17ZM33 230V229H32ZM37 230V229H36ZM35 230V231H36ZM40 230V229H39ZM38 230V232H39ZM47 231V229H45ZM60 230V229H59ZM192 230V229H190ZM7 231V230H6ZM4 231V232H6ZM34 231V230H33ZM61 231V230H60ZM59 231V233H60ZM91 231V230H90ZM188 231V230H187ZM195 231V229H194ZM2 232V231H1ZM3 232V233H4ZM19 232V231H18ZM22 232V231H21ZM26 232V231H25ZM43 233H46L44 232V230L42 231ZM40 232V233H42ZM52 233V231H50ZM56 232V231H55ZM92 232V231H91ZM196 232V231H195ZM198 232V231H197ZM42 233V234H43ZM191 233V232H190ZM205 233V232H204ZM209 233V232H208ZM212 233V231L210 232ZM12 234V233H11ZM21 234V233H20ZM36 234V233H35ZM39 234V233H38ZM47 234V233H46ZM49 234V233H48ZM174 234V233H173ZM192 234H193V231H192ZM197 234V233H196ZM194 234V235H196ZM9 235V232L7 234V236ZM16 235V234H15ZM22 235V234H21ZM50 235V234H49ZM48 235V236H49ZM184 235V234H183ZM186 235V234H185ZM190 235V234H188ZM213 235V234H212ZM26 236V235H25ZM39 236V235H37ZM37 236H35L37 238ZM43 236V235H42ZM67 236V235H66ZM211 236V235H210ZM10 237L11 236H8V239L7 241L10 242ZM15 237V236H14ZM13 236L11 238H14ZM18 237V234L17 236ZM24 237V236H23ZM30 237V236H29ZM28 237V238H29ZM45 237V236H43ZM181 237V236H180ZM191 237V235L189 236ZM32 238V236L30 237ZM50 238V237H49ZM86 238V237H85ZM178 238V237H177ZM207 238V236H206ZM209 238V237H208ZM1 239V238H0ZM48 239V238H47ZM92 239V237H91ZM197 239V238H196ZM214 239V237H213ZM216 239V238H215ZM13 240V239H11ZM22 240V238L20 239ZM39 240V239H38ZM46 240V239H45ZM187 240V237L186 239ZM184 240V241H185ZM192 240H193V237H192ZM211 240V243L214 244V241L212 239ZM6 241V240H5ZM19 241V240H18ZM42 241L43 238H42ZM62 241V240H61ZM188 241H190V238L188 239ZM219 241V240H218ZM6 242V243H8ZM16 242V240H15ZM29 244L30 242L27 241ZM26 242V243H27ZM40 242V241H39ZM206 242H207V239H206ZM14 243V242H12ZM24 243V242H23ZM33 243H35V241L33 240ZM187 243V242H185ZM190 243V242H189ZM188 243V245H189ZM11 244V243H10ZM9 244V245H10ZM15 244V243H14ZM32 244V243H31ZM61 244V243H60ZM184 244V243H183ZM7 245V244H6ZM28 245V244H27ZM37 247H38V242H36ZM33 245V248L34 246ZM56 245V244H55ZM185 245V244H184ZM206 245V243H205ZM5 246V244H4ZM11 246V245H10ZM14 246V245H12ZM59 246V244H58ZM88 246V244H87ZM90 246V245H89ZM191 246V245H190ZM235 246H238V248L235 249V251H232V249H234ZM7 247V246H5ZM9 247V246H8ZM17 247V246H16ZM22 247V246H21ZM20 247V248H21ZM42 247V246H41ZM40 247V249H41ZM55 247V246H54ZM62 247V246H61ZM82 247V245H81ZM184 247H187V244L184 246ZM198 247V245H197ZM210 247V246H209ZM220 247V248H222ZM19 248V249H20ZM26 248V246L24 247ZM31 248V247H30ZM52 248V245L51 247ZM57 248V247H56ZM59 248V247H58ZM57 248V249H58ZM80 248V247H79ZM90 248V247H89ZM172 248V247H171ZM190 248V247H189ZM201 248V246L199 247ZM207 248V247H206ZM205 248V249H206ZM219 248V247H218ZM8 249V248H7ZM10 249V248H9ZM15 249V247L13 248ZM18 249V248H16ZM18 249V251H19ZM29 249V248H28ZM35 249V248H34ZM38 249V248H36ZM35 249V250H36ZM43 249V248H42ZM53 249V248H52ZM56 249V250H57ZM88 249V247H87ZM86 247L84 252L85 254L88 256L90 255V251L87 250ZM140 249V248H139ZM186 249V248H184ZM183 249V251L185 252V250ZM188 249V248H187ZM192 249V247H191ZM194 249V248H193ZM203 249V248H202ZM204 249V250H205ZM262 249V250H261ZM51 250V249H50ZM65 250V249H64ZM181 250V249H180ZM190 250V249H189ZM200 250V249H199ZM224 250V249H223ZM9 251V250H8ZM31 251V250H30ZM39 250H37V255H39V257L41 256L40 253H38ZM58 251V250H57ZM80 251V250H79ZM77 250V252H79ZM198 251V250H197ZM225 251V250H224ZM264 251V250H263ZM3 252V251H2ZM10 253L12 252V247L9 251ZM15 252H17L15 250ZM43 252V250H42ZM54 252V251H53ZM56 252V251H55ZM61 252V251H59ZM72 252H75L76 253V250L75 251H72ZM1 253V252H0ZM8 253V252H7ZM13 253H14V250H13ZM22 253V252H21ZM27 253V252H26ZM50 253V252H49ZM48 253V254H49ZM69 253V252H68ZM94 253V252H92ZM164 253V252H163ZM167 253V252H166ZM180 253V252H179ZM192 253V252H191ZM201 253V252H200ZM32 254V253H31ZM62 254V253H61ZM165 254V253H164ZM170 255V253H168ZM173 254V253H172ZM190 254V253H189ZM188 254V255H189ZM194 254V253H193ZM206 254V255H207ZM1 255V254H0ZM9 255V254H8ZM18 255V253H17ZM20 255V254H19ZM18 255V256H19ZM22 255H24L22 253ZM37 255H35V257H37ZM58 255V253H57ZM65 254H63V257H64ZM85 255V258L87 257ZM97 255V254H96ZM195 255V254H194ZM196 255H200V254H196ZM203 255V254H202ZM62 256V255H61ZM67 256V253L66 255ZM71 256V255H69ZM74 256V255H72ZM91 256V255H90ZM90 256H88L90 258ZM94 256L95 258L97 256L95 255H92ZM163 256H166V255H163ZM180 256V255H178ZM208 256V255H207ZM7 257V256H6ZM22 257V256H21ZM27 257L24 256V258ZM32 257V256H31ZM53 257V256H52ZM167 257V256H166ZM185 257L182 256V257H179V258H182L183 260L186 258V257H190V256H186ZM5 258V257H4ZM23 258V260H24ZM61 258V257H60ZM68 258V257H67ZM193 258V257H192ZM191 258V259H192ZM3 259V257H2ZM22 259V258H21ZM37 259V258H35ZM42 259V258H41ZM53 259V258H52ZM57 259V258H55ZM59 259V258H58ZM62 259V258H61ZM66 259V257L64 258ZM98 259V258H97ZM168 259V258H167ZM181 259V260H182ZM189 259V258H188ZM187 259V260H188ZM218 259V258H217ZM250 259V260H249ZM63 260V259H62ZM166 260V259H165ZM164 260V261H165ZM193 260V259H192ZM196 260V258L194 259ZM203 260V258L201 259ZM254 260V262H253ZM4 261V260H3ZM11 261V260H10ZM95 261V260H94ZM167 261V260H166ZM176 257L174 255H172V258L168 261L170 262L171 264H176ZM208 261V260H207ZM9 262V261H8ZM12 262V261H11ZM13 262H15V260H13ZM17 262V261H16ZM185 262V261H184ZM188 262V261H187ZM195 262V261H194ZM193 262V264H195ZM205 262V261H204ZM23 263V262H22ZM179 263V262H178ZM189 263V262H188ZM186 263V264H188ZM192 263V262H191ZM197 263V262H196ZM203 263V262H202ZM206 263V262H205ZM204 263V264H205ZM158 264V263H157ZM180 264V263H179ZM190 264V263H189Z\"/></svg>","mask_w":264,"mask_h":264}]
</instances>
